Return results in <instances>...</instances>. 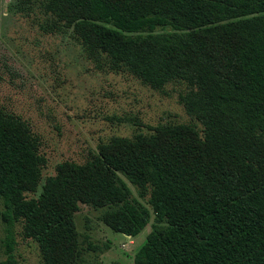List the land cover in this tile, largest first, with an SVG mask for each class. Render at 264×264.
<instances>
[{"label":"trees","instance_id":"obj_1","mask_svg":"<svg viewBox=\"0 0 264 264\" xmlns=\"http://www.w3.org/2000/svg\"><path fill=\"white\" fill-rule=\"evenodd\" d=\"M34 8L41 31L70 29L96 67L154 90L183 84L178 100L200 127L112 135L41 180L38 136L0 108V264H23L12 252L15 222L36 243L38 264H82L80 204L102 208V223L129 237L151 221L132 264H264V0H35Z\"/></svg>","mask_w":264,"mask_h":264},{"label":"rangeland","instance_id":"obj_2","mask_svg":"<svg viewBox=\"0 0 264 264\" xmlns=\"http://www.w3.org/2000/svg\"><path fill=\"white\" fill-rule=\"evenodd\" d=\"M34 1L0 0V108L18 115L38 136L39 153L46 158L41 180L54 173L58 162L84 161L112 135L148 132L160 123L200 127L178 100L183 84L170 82L154 90L125 71L96 67L70 29L40 30L38 10L28 9ZM102 210L80 204L74 213L81 263L132 264L131 256L151 221L129 237L102 223ZM20 228L18 222L11 227L13 255L23 264H38L36 243L23 238ZM5 235L0 219V249Z\"/></svg>","mask_w":264,"mask_h":264}]
</instances>
